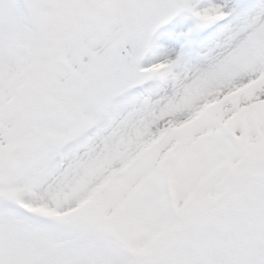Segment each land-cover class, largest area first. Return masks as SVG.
<instances>
[{"label": "snow or ice", "instance_id": "6c2138e0", "mask_svg": "<svg viewBox=\"0 0 264 264\" xmlns=\"http://www.w3.org/2000/svg\"><path fill=\"white\" fill-rule=\"evenodd\" d=\"M245 7L0 0V264H264V0ZM177 17L195 66L154 40Z\"/></svg>", "mask_w": 264, "mask_h": 264}, {"label": "bare ground", "instance_id": "6f19581e", "mask_svg": "<svg viewBox=\"0 0 264 264\" xmlns=\"http://www.w3.org/2000/svg\"><path fill=\"white\" fill-rule=\"evenodd\" d=\"M229 7L236 9V16L242 15L247 10L245 7L252 3V0H228ZM179 21V23H177ZM186 24L191 25L188 30L183 31V26ZM193 27V21L187 17H179L171 21L167 27L160 30L154 37L156 43L160 46L162 51L168 54L172 59H175L177 54L183 53L181 64L182 66L192 67L195 66L199 60L188 54L186 48V41L188 35L197 37L199 34L190 33V29ZM179 29L181 30L177 32ZM171 32V33H170Z\"/></svg>", "mask_w": 264, "mask_h": 264}, {"label": "rangeland", "instance_id": "374dc122", "mask_svg": "<svg viewBox=\"0 0 264 264\" xmlns=\"http://www.w3.org/2000/svg\"><path fill=\"white\" fill-rule=\"evenodd\" d=\"M177 18H179V17H177ZM167 25H168V24H167ZM167 25L162 26V27L157 31V33H159V31H160L162 28L166 27ZM190 26H191V25L186 24V27L183 26V29H182V30H183V31L188 30L187 28H189ZM182 30H181V32H183ZM178 31H180V29H179ZM178 31H177V32H178ZM157 33H156V34H157ZM156 34H155V35H156ZM154 37H155V36H154Z\"/></svg>", "mask_w": 264, "mask_h": 264}]
</instances>
